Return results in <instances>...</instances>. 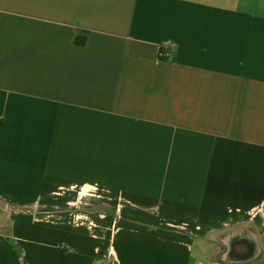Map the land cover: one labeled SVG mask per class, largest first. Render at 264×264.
Wrapping results in <instances>:
<instances>
[{
    "label": "crops",
    "instance_id": "1",
    "mask_svg": "<svg viewBox=\"0 0 264 264\" xmlns=\"http://www.w3.org/2000/svg\"><path fill=\"white\" fill-rule=\"evenodd\" d=\"M262 252L264 0H0V264Z\"/></svg>",
    "mask_w": 264,
    "mask_h": 264
},
{
    "label": "rangeland",
    "instance_id": "2",
    "mask_svg": "<svg viewBox=\"0 0 264 264\" xmlns=\"http://www.w3.org/2000/svg\"><path fill=\"white\" fill-rule=\"evenodd\" d=\"M87 193L83 191L82 197L86 196ZM82 200V199H81ZM131 207L130 205H128ZM63 207V208H61ZM63 210L66 212H92L97 215H105V216H116L117 211L121 210V207L117 204H112V203H89L85 204L81 201H76L74 203H68L66 205H58V204H51L49 207H40L37 209V211H44V210ZM131 209V208H130ZM99 219V218H98ZM169 229V228H168ZM171 229V228H170ZM224 237H218V236H211L209 239H206L205 244L206 248L204 251L201 253L202 257L205 258L206 260L214 261L216 263H220L221 260L223 259L226 261L224 257H221V252H223L225 249L224 247ZM225 243V242H224ZM232 249V248H231ZM235 257L239 256V252L234 251L232 252ZM264 253L258 254L257 260L259 261L261 256ZM226 256V255H225ZM222 260V261H223ZM222 263V262H221Z\"/></svg>",
    "mask_w": 264,
    "mask_h": 264
},
{
    "label": "trees",
    "instance_id": "3",
    "mask_svg": "<svg viewBox=\"0 0 264 264\" xmlns=\"http://www.w3.org/2000/svg\"><path fill=\"white\" fill-rule=\"evenodd\" d=\"M76 41H77V43H83V42H80L79 39H77Z\"/></svg>",
    "mask_w": 264,
    "mask_h": 264
}]
</instances>
